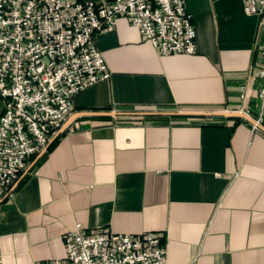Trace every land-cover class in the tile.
Returning a JSON list of instances; mask_svg holds the SVG:
<instances>
[{
  "label": "crops",
  "instance_id": "1",
  "mask_svg": "<svg viewBox=\"0 0 264 264\" xmlns=\"http://www.w3.org/2000/svg\"><path fill=\"white\" fill-rule=\"evenodd\" d=\"M186 7L194 54L161 55L125 17L98 33L111 77L78 93L73 113L250 109L257 118L259 17L242 0ZM53 143L0 202V264L61 259L65 233L80 225L160 233L167 264H264V131L246 119L86 115Z\"/></svg>",
  "mask_w": 264,
  "mask_h": 264
},
{
  "label": "built area",
  "instance_id": "2",
  "mask_svg": "<svg viewBox=\"0 0 264 264\" xmlns=\"http://www.w3.org/2000/svg\"><path fill=\"white\" fill-rule=\"evenodd\" d=\"M242 1L264 28V0ZM120 17L161 55L197 51L186 0H0V199L73 113L75 96L111 77L96 36ZM259 54L264 57L263 47ZM258 63L263 80L264 61ZM256 96L262 123L264 84ZM248 97L244 85L241 98ZM64 236V257L42 264H167V247L157 232L124 235L80 225Z\"/></svg>",
  "mask_w": 264,
  "mask_h": 264
},
{
  "label": "water",
  "instance_id": "3",
  "mask_svg": "<svg viewBox=\"0 0 264 264\" xmlns=\"http://www.w3.org/2000/svg\"><path fill=\"white\" fill-rule=\"evenodd\" d=\"M86 115H101V116H113V117H151V116H225V117H242L251 122L255 127L264 131V124L259 122L255 117L246 113L244 110H221V111H183V110H109V111H79L75 112L65 120L60 129L50 139L48 144L43 148L35 159L25 169L23 176H25L34 165L39 162L38 160L42 155L50 148L56 138L64 132L68 125L78 117ZM21 176L15 184L6 192V194L0 199V202L4 201L18 186L23 179Z\"/></svg>",
  "mask_w": 264,
  "mask_h": 264
},
{
  "label": "trees",
  "instance_id": "4",
  "mask_svg": "<svg viewBox=\"0 0 264 264\" xmlns=\"http://www.w3.org/2000/svg\"><path fill=\"white\" fill-rule=\"evenodd\" d=\"M54 145V143L51 145V148H52V146ZM33 158V157H32Z\"/></svg>",
  "mask_w": 264,
  "mask_h": 264
}]
</instances>
